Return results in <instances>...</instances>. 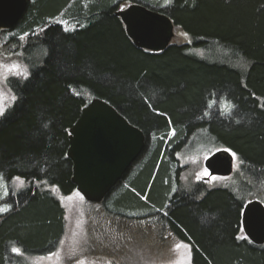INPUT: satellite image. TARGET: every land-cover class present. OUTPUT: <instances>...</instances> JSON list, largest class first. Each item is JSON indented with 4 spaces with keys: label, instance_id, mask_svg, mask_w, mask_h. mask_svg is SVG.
Instances as JSON below:
<instances>
[{
    "label": "trees",
    "instance_id": "1",
    "mask_svg": "<svg viewBox=\"0 0 264 264\" xmlns=\"http://www.w3.org/2000/svg\"><path fill=\"white\" fill-rule=\"evenodd\" d=\"M121 1L29 0L14 26L16 39L27 37L30 72L11 83L16 100L0 117L9 200L0 264H28L26 255L51 254L63 240L64 198L78 194L69 130L93 98L116 107L146 143L122 185L101 203L86 200V229L99 215L142 222L163 241L186 243L189 264H264V244L242 227L245 205L264 203V0H132L168 16L192 42L160 52L135 46L116 15ZM192 141L235 153L246 186L179 191L177 155ZM17 178L23 185L13 193Z\"/></svg>",
    "mask_w": 264,
    "mask_h": 264
},
{
    "label": "rangeland",
    "instance_id": "2",
    "mask_svg": "<svg viewBox=\"0 0 264 264\" xmlns=\"http://www.w3.org/2000/svg\"><path fill=\"white\" fill-rule=\"evenodd\" d=\"M128 1H121L118 11L124 10L132 3V0ZM16 34L17 32L14 27L12 30L0 28V63L19 65V73L0 69V108L3 109L0 117L16 100L11 83L14 80L20 81L27 78L30 72L29 58L23 52L27 37L21 36L20 39H16L14 37ZM174 41L187 45L192 44L189 36L181 32L176 34ZM194 51L200 55H205L200 49H194ZM88 98L91 97L88 96ZM219 106L223 111V109L227 110V107L230 108L231 105L222 101ZM220 107L215 108V110L220 111ZM222 111V115H229V111ZM221 149L223 148L219 145L205 147V145L197 146L193 141L186 143V147L177 155L182 172L179 191L193 190L196 183L210 188L220 184L228 186L237 185L239 181H242L243 185L240 186L244 188L247 183L242 178V180L238 179L241 167V162L238 158L234 159V170L228 178L213 176L208 170L209 174H204L207 169L205 167V160L212 153ZM213 177L216 179H213ZM123 182L124 180L117 186L122 185ZM22 183L23 181L19 179L15 180L14 185L12 182L13 193L16 189L21 188ZM0 188V208H7L9 200L5 197L7 189L2 179H0ZM78 194L64 198L67 218L66 233L63 236V240L58 242L56 250L44 256L26 255L25 260L28 261V264H79L81 260L85 264L99 262L107 264L106 261L111 264H174L177 260H182L183 264H189L187 254L190 250L186 243L173 238L169 239V242L167 240L163 241V238H157L152 228L148 227L145 223H130L126 220L113 217L105 222L104 216L99 215L95 221L91 218L94 226L90 223L91 229H86V220L88 219L86 209L89 206L86 204L85 198L79 192ZM177 244L181 245L179 249L175 248ZM83 254L86 255L83 256ZM92 255L99 257L97 259L98 262H96V258Z\"/></svg>",
    "mask_w": 264,
    "mask_h": 264
},
{
    "label": "water",
    "instance_id": "3",
    "mask_svg": "<svg viewBox=\"0 0 264 264\" xmlns=\"http://www.w3.org/2000/svg\"><path fill=\"white\" fill-rule=\"evenodd\" d=\"M28 1L0 0V28L12 29L23 16ZM116 15L124 23L129 38L141 49L163 51L178 31L168 16L144 5H131ZM69 143L72 182L88 202L100 203L138 160L145 148L146 135L112 104L93 98L70 128ZM233 166L232 153L226 149L216 151L205 160V167L213 176L228 177L233 173ZM242 227L254 244H264L262 201L253 200L245 205Z\"/></svg>",
    "mask_w": 264,
    "mask_h": 264
},
{
    "label": "snow or ice",
    "instance_id": "4",
    "mask_svg": "<svg viewBox=\"0 0 264 264\" xmlns=\"http://www.w3.org/2000/svg\"><path fill=\"white\" fill-rule=\"evenodd\" d=\"M169 2H170V0H165L166 4L169 3ZM65 30H67V29H65ZM0 69H3L5 71H9V72L15 71V72L19 73V65H17V64L6 65V64L0 63ZM232 107H234V105ZM230 110L231 109L229 108V111ZM2 112H3V109L0 108V114H2ZM232 156H233L234 159L236 158V154L235 153H232ZM204 174L205 175L209 174L207 172V169L205 170ZM0 179H3L2 175H0ZM17 179H19V178H17ZM213 179H216V178L213 177ZM0 211H7V208H0ZM180 247H181V245H179V244L175 245L176 249H179ZM13 251L19 253L20 250L16 249V248H13ZM79 264H85V262L83 260H81L79 262ZM174 264H183V262H182V260H177V261L174 262Z\"/></svg>",
    "mask_w": 264,
    "mask_h": 264
},
{
    "label": "bare ground",
    "instance_id": "5",
    "mask_svg": "<svg viewBox=\"0 0 264 264\" xmlns=\"http://www.w3.org/2000/svg\"><path fill=\"white\" fill-rule=\"evenodd\" d=\"M19 189V188H18ZM9 203V202H8Z\"/></svg>",
    "mask_w": 264,
    "mask_h": 264
},
{
    "label": "flooded vegetation",
    "instance_id": "6",
    "mask_svg": "<svg viewBox=\"0 0 264 264\" xmlns=\"http://www.w3.org/2000/svg\"><path fill=\"white\" fill-rule=\"evenodd\" d=\"M96 264H98V263H96Z\"/></svg>",
    "mask_w": 264,
    "mask_h": 264
}]
</instances>
